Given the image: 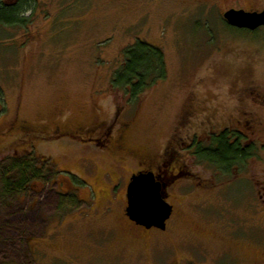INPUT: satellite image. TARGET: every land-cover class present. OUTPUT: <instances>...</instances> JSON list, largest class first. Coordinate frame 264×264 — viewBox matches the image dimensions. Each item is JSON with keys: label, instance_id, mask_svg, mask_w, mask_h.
I'll use <instances>...</instances> for the list:
<instances>
[{"label": "rangeland", "instance_id": "obj_1", "mask_svg": "<svg viewBox=\"0 0 264 264\" xmlns=\"http://www.w3.org/2000/svg\"><path fill=\"white\" fill-rule=\"evenodd\" d=\"M232 8L264 0H40L29 33L3 35L0 131L17 118L46 133L0 137V208L27 216L6 225L0 264H264V26L235 33ZM137 40L166 75L131 102L110 80ZM225 129L251 149L229 172L195 153ZM14 160L38 175L6 193ZM160 164L183 174L166 179V229L146 231L127 185Z\"/></svg>", "mask_w": 264, "mask_h": 264}, {"label": "trees", "instance_id": "obj_2", "mask_svg": "<svg viewBox=\"0 0 264 264\" xmlns=\"http://www.w3.org/2000/svg\"><path fill=\"white\" fill-rule=\"evenodd\" d=\"M39 5L40 0H0V40H3V35L7 36L6 38L13 35V33L9 34L8 30L29 33L33 24L34 10H37ZM225 25L228 29H235V33L242 34L243 31H246L252 34L254 32L234 28L227 22ZM122 52L123 63L112 76L110 85L115 90L125 92L128 100L132 102L136 101L144 91L165 78V59L160 47L142 40L135 41L124 48ZM221 133L213 137L209 147L201 148L200 145L195 153L200 159L208 160L213 166L229 172L231 167L239 165L249 157L251 149L244 148L239 139L230 141L227 137L228 131ZM19 163L14 160L11 164V168L17 171V180L13 182L12 178H9L4 181L6 193L21 189L29 175H38L33 171L34 168L28 166L27 162L23 165ZM10 173L5 172L8 177H10ZM156 174L161 173L156 171Z\"/></svg>", "mask_w": 264, "mask_h": 264}, {"label": "water", "instance_id": "obj_3", "mask_svg": "<svg viewBox=\"0 0 264 264\" xmlns=\"http://www.w3.org/2000/svg\"><path fill=\"white\" fill-rule=\"evenodd\" d=\"M223 19L232 27L255 31L264 26V9L246 11L229 9L223 13ZM167 178L153 171H139L133 174L127 185V206L125 214L136 225L149 230H165L173 207L167 199Z\"/></svg>", "mask_w": 264, "mask_h": 264}, {"label": "flooded vegetation", "instance_id": "obj_4", "mask_svg": "<svg viewBox=\"0 0 264 264\" xmlns=\"http://www.w3.org/2000/svg\"><path fill=\"white\" fill-rule=\"evenodd\" d=\"M4 131H0V137L4 136L8 133H10L13 130H18V132L20 133V135L22 136L21 140H32L31 142L33 143V139L42 137L45 138V130L44 128H42L41 126H32L29 125L27 123L24 122H20L18 121L17 118L10 120L6 126L5 129H3ZM83 130L81 127H77L75 130L73 131H67V130H62L60 129L59 126H55L54 129L52 130V133H47L48 137H54L56 138H60V137H64V136H70V137H78L80 138L82 141H85L86 139H84L82 136L78 135V133ZM229 132V135H227V137L230 139V141H235L237 139H239L240 137L235 135L234 133H232L230 130L225 129L222 130L221 132ZM221 132L217 133L216 135H219ZM221 133V134H222ZM123 139L124 137H120L119 139L115 140L114 142L116 143V145H118L121 141V146L123 147ZM87 140L89 141H96V138H87ZM110 141V140H109ZM113 146V143H112ZM16 151H18V149H16ZM163 164H160L159 166H157V172L160 171V173H165L164 177L166 178H172V180H174L175 178H177L179 175H182L183 172L181 170V167L177 166L176 168H170V170L166 169V170H162L160 169V167H162ZM142 170H146L145 168ZM140 170H138L139 172ZM8 209V208H6ZM6 209H1L0 208V238H3L5 236L4 230L7 229L6 225H10L13 222H15V220H23L25 218H27V216L25 214H23V212L21 211H17L15 213H13L12 210H6ZM173 214V213H172ZM126 215V214H125ZM127 217V216H126ZM128 218V217H127ZM132 222V221H131ZM134 225H136L134 222H132ZM138 227H140L143 230L148 231L147 229H145L142 226L136 225ZM166 229V228H165Z\"/></svg>", "mask_w": 264, "mask_h": 264}]
</instances>
